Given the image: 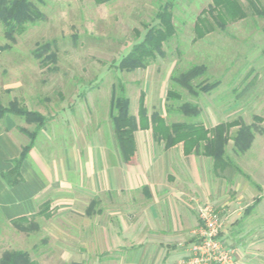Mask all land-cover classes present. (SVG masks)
<instances>
[{
    "label": "crops",
    "instance_id": "crops-1",
    "mask_svg": "<svg viewBox=\"0 0 264 264\" xmlns=\"http://www.w3.org/2000/svg\"><path fill=\"white\" fill-rule=\"evenodd\" d=\"M92 107L79 103L61 109L64 117L48 118L17 171L13 162L30 142L28 131L11 115L0 120L5 230L28 218L53 247L40 257L55 253L66 264H184L203 223L201 209L210 206L222 219V238L238 249L232 264H264V169L259 181L238 164L187 152L183 142L166 147L151 127L159 112L148 113L147 128L134 132L135 153L127 160L114 130L110 137L99 124L79 123L86 112L81 117L73 109Z\"/></svg>",
    "mask_w": 264,
    "mask_h": 264
},
{
    "label": "rangeland",
    "instance_id": "rangeland-1",
    "mask_svg": "<svg viewBox=\"0 0 264 264\" xmlns=\"http://www.w3.org/2000/svg\"><path fill=\"white\" fill-rule=\"evenodd\" d=\"M238 1L247 14L245 19L229 22L221 29L203 14L214 31L195 40L197 18L213 0H173L176 33L164 44V55L146 69L127 72L118 68L121 59L144 38L147 27L158 24L157 14L170 0H112L101 5L94 0H32L44 18L29 24L22 34L8 38L0 22V102L8 106L17 101L26 109L45 113L47 118L58 112L59 118L64 117V107L90 103L91 110L73 109L86 112V119H79V123L93 127L99 124L111 137L114 126L110 103L113 92L120 95L123 84L134 115L138 113L140 93L145 91L148 113H162L168 124L204 123L209 127L216 121L240 118L264 128V13L256 11L264 10V0ZM45 45L48 51L38 59L35 52ZM195 65H204L206 72L193 81L194 85L218 81L219 86L209 93L192 95L172 79ZM169 90L180 93L181 99L167 100ZM188 101L199 105V116L179 110ZM83 112L81 117L85 116ZM255 115L263 122L254 121ZM11 116L28 132L34 131L36 124ZM236 130H231L232 136ZM72 134L64 133L60 145L69 142ZM234 150V146L228 150L233 165H240L254 179L263 181L264 135L256 132L248 154ZM38 231L5 230L0 224V255L23 250L40 264H66L55 253L40 257L53 247L47 239L46 243L42 241Z\"/></svg>",
    "mask_w": 264,
    "mask_h": 264
},
{
    "label": "trees",
    "instance_id": "trees-1",
    "mask_svg": "<svg viewBox=\"0 0 264 264\" xmlns=\"http://www.w3.org/2000/svg\"><path fill=\"white\" fill-rule=\"evenodd\" d=\"M94 1L96 4L101 5L112 0ZM172 1L170 0L169 3L162 6L157 14L158 24L147 27L144 38L135 44L131 51L121 59L118 65L120 70L133 72L146 69L158 56L164 55V44L176 33ZM256 11L259 14L264 13V10H259V8H256ZM203 14H207L211 21L221 29L226 28L229 22H237L247 17L244 8L238 0H213L209 8L202 10L197 18L194 26L196 32L195 40L203 39L214 31V25L210 20L204 19ZM43 18V14L37 9L32 0H0V22L4 26L6 36L10 39H14L16 34H22L29 24H35ZM46 47L48 46L45 45L35 52L39 57L38 59L42 58L43 52L48 51ZM205 72L206 67L204 65H195L180 75L173 76L172 79L186 88L192 95H198L199 91L209 93L219 86L220 83L218 81L198 85L193 84V81L204 75ZM124 90V85L120 84V95H115L113 92L110 107L116 139L123 149L125 158L129 160L135 153L134 132L138 128H147L149 116L145 92L141 91L140 93L138 116L136 117L130 113V100L125 95ZM166 99L180 100L181 95L176 91L169 90L167 91ZM179 110L189 116H199L201 113L199 105L190 101L180 105ZM7 115L25 118L28 123L36 124L35 131L25 132L30 138V142L23 147L20 157L13 162L17 171L33 147L38 131L46 125L48 118L38 111L20 106L17 101L11 102L8 106H4L0 102V120ZM253 119L254 121L263 122V118L257 115ZM151 127L157 136L165 139L166 147L168 148L176 143L183 142L187 152L203 150V153L212 157L215 162L229 165H233V161L227 159L225 154L226 146L230 140L229 132L233 127H238L233 138L235 152L238 154H245L250 150L257 131L264 135V128H259L256 122L249 124L240 118L226 123H219L214 128H208L204 123L187 124L175 122L168 124L166 119L159 113H154L151 115ZM5 177H8V175H5ZM12 225L17 230L27 233L39 228L35 222L29 221L28 218L15 220ZM0 264L40 263L36 259H32L27 251L10 250L4 251L0 255Z\"/></svg>",
    "mask_w": 264,
    "mask_h": 264
},
{
    "label": "built area",
    "instance_id": "built-area-1",
    "mask_svg": "<svg viewBox=\"0 0 264 264\" xmlns=\"http://www.w3.org/2000/svg\"><path fill=\"white\" fill-rule=\"evenodd\" d=\"M202 226L191 243L184 264H232L238 249L225 243L221 236L223 222L210 206L201 209Z\"/></svg>",
    "mask_w": 264,
    "mask_h": 264
}]
</instances>
